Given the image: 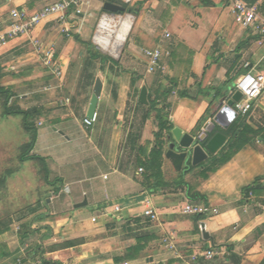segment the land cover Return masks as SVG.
I'll use <instances>...</instances> for the list:
<instances>
[{
  "label": "crops",
  "instance_id": "1",
  "mask_svg": "<svg viewBox=\"0 0 264 264\" xmlns=\"http://www.w3.org/2000/svg\"><path fill=\"white\" fill-rule=\"evenodd\" d=\"M115 1L123 7V4L127 5L124 13L105 12L106 0H82L81 14L70 17V37L62 33L55 18H50L30 37H18L0 48V85L3 88L12 91L27 80L24 71L47 67L39 49L30 40L37 38L46 49H53V61L63 72L62 85L70 89L75 85L80 89L73 97L65 98L67 108L52 117L51 124L48 120L45 122L51 131H38L34 151H38L43 143L44 153L38 156L49 165L50 180H62L58 183L60 191H52L45 201L44 211L36 213H46V219L34 223L31 219L20 235L12 230L10 223V230L0 235V247L6 246L11 254L19 253L18 261L24 260L25 264H43V261L58 264H264V93L251 113L244 117V124L260 131L258 137L207 179L202 178L200 165L185 175V182L194 192L204 197L206 204L220 210V214L212 218L182 213L190 203L187 187L150 191L146 170L139 166L138 160L147 158L157 146L154 136L158 131L157 113L152 112L150 119L138 130L134 122L136 103L128 101L131 73H134L140 78L137 84L139 104L141 90L146 87L152 102L162 111L161 115L174 126L173 130L179 129L182 135H200L213 123L224 99L228 101L224 93L227 96L233 93L234 87L228 85L237 80L245 70V64H264V36L258 38L255 29L242 28L243 32L237 29L239 26L231 16L226 0H213L216 6L211 9L199 6L198 16L184 17L180 10L172 11L170 22L160 35L159 32L153 35L147 32L148 24L161 21L157 11L160 0H154L157 5L151 7L150 17L138 16L129 10L133 1L145 4L148 0ZM53 2L0 0V31L9 27L14 9L34 13ZM222 13L226 15L222 16ZM96 21L97 31L93 32ZM166 33L169 38L164 37ZM217 39H237L233 58L223 52L214 57L212 47ZM167 41L171 42L170 46L165 45ZM89 42L96 51L117 63L88 68V56L79 49L87 50L86 43ZM160 47L163 58L158 70L151 73L145 53ZM166 52L170 56H166ZM77 72L79 76L75 80L73 77ZM98 72L102 77L96 75ZM98 78L103 89L96 121L86 125ZM212 87L222 89L223 93L216 97L210 108L216 93L206 97L199 94V90ZM18 102L17 109L29 110ZM219 129L226 130L217 124L214 133H222ZM49 140L62 151L52 149ZM164 140L162 172L164 181L171 184L180 180L184 168L178 170L173 161L166 158L174 135L165 132ZM80 144L82 147L76 149L78 155L65 152L69 146L76 148ZM210 159L211 156L203 163ZM140 169L143 170L141 173ZM258 179L262 181L260 189L250 193L245 200L244 189ZM146 198L153 201L158 214L155 222L145 216ZM85 199L88 205L92 202L95 212L89 215L80 209L73 212L75 205ZM242 201L245 203L239 205ZM116 206L122 208L120 213L114 212ZM93 218L97 221L93 222ZM199 223L206 225L208 239L198 230ZM170 236L176 244V252L166 248L163 242ZM33 237L39 240L30 244L28 241ZM67 241L80 242L70 249H48ZM138 245L143 248L136 253L134 249ZM227 247L231 251L226 252ZM209 249H217L219 255L206 261L203 255ZM0 264H17V260L0 256Z\"/></svg>",
  "mask_w": 264,
  "mask_h": 264
},
{
  "label": "rangeland",
  "instance_id": "2",
  "mask_svg": "<svg viewBox=\"0 0 264 264\" xmlns=\"http://www.w3.org/2000/svg\"><path fill=\"white\" fill-rule=\"evenodd\" d=\"M157 11L161 16V21L155 22L153 18H150L155 24H148V33L153 35L155 32L163 34L166 29L167 22H170L172 11H181L184 17L198 16L197 8H199L198 0H160ZM129 8L132 11H136L141 16L144 14L145 17H150L151 7L157 5L154 0H148L145 4L132 2ZM138 15V16H139ZM225 16L226 13H222ZM196 26V25H195ZM97 21L93 24V32L97 31ZM240 27V26H239ZM239 29L241 32L244 30ZM219 37V36H218ZM214 43V42H213ZM166 46H170L171 42L167 41ZM237 39L234 40H221L217 39L212 49L214 50V57L217 58L221 55V52L226 53L229 58L235 56V50L237 48ZM225 46V47H224ZM261 48L262 45H259ZM88 50V49H87ZM85 49H79L88 56V51ZM121 47L119 48V51ZM86 51V52H85ZM84 57L80 60L84 62ZM146 63V62H144ZM99 68V67H98ZM101 72L96 75L102 77ZM24 77L27 79L18 87L13 88L12 92L15 95L12 101L21 103L25 109H32L38 107L42 109V117L33 119L34 125L38 131L50 132L51 127L45 124L47 120L50 122L52 117L56 116L67 107L65 105V98L74 96L75 93L80 90L73 88L64 87L62 81L57 77L53 76L51 69L47 66H39L30 71L23 72ZM79 73L74 75V79L77 80ZM104 76V75H103ZM105 78V77H104ZM205 81L203 80V84ZM232 88L235 86V81H231L228 85ZM228 87V88H229ZM22 97V99H21ZM16 106H9V109H17ZM43 127L41 126V124ZM51 124V122H50ZM29 142V136L26 134L23 127L22 117H16L4 114L3 99L0 96V223H12V230L18 235L25 232L29 221L33 219L39 211H44L45 201L50 198V193L54 190L52 187L47 185L44 181V177L41 172L40 164L38 162L30 161L27 163H21L19 160L22 154V147ZM49 146L56 151L61 152L54 141L49 140ZM42 144H40L39 150H33L32 155H41L44 153L42 150ZM75 145V144H74ZM69 146L65 152L71 155H78L76 152L80 146ZM64 152V151H63ZM67 195V194H66ZM68 196V195H67ZM78 210V209H77ZM72 209L73 212L77 211ZM87 215L92 214L94 211V205L92 202L84 208ZM40 225V224H39ZM50 234L49 230H47ZM38 237L31 238L28 241L30 244H34L38 241ZM27 242V243H28ZM49 250L52 248H48ZM223 259L227 260V256Z\"/></svg>",
  "mask_w": 264,
  "mask_h": 264
},
{
  "label": "trees",
  "instance_id": "3",
  "mask_svg": "<svg viewBox=\"0 0 264 264\" xmlns=\"http://www.w3.org/2000/svg\"><path fill=\"white\" fill-rule=\"evenodd\" d=\"M245 1L249 5H257L259 13L261 14L262 17H264V0H245ZM226 2L228 3V0H226ZM198 3L200 6L210 9L216 6L213 0H198ZM123 5L127 8L126 4ZM129 10L135 15L139 14L136 11L135 12L132 11V9L130 8ZM257 37L261 38L262 36L259 35ZM86 45L88 48V57H87L86 65H88V68L91 66H95L96 64H100V66H104L108 62L113 64L117 63L112 58L102 55L101 53L96 51V47L91 42L86 43ZM260 68H264V64L260 66ZM247 71L248 70L245 69L242 73H246ZM90 78H95V75H90ZM0 79H1V74H0ZM139 80L140 78L137 77L136 74L131 73L128 101L130 102L133 101L136 103V113L134 114L135 115L134 122L137 129L138 130L142 129V127L147 122V120L150 119L151 116L150 114H152V112L155 111L157 113L155 115L158 124V131L154 134L157 146L151 152V154L147 156V158L143 160L142 159L138 160L139 166L145 168L146 170L145 178L148 183V187L150 191L156 192L158 190H163V189L187 187L189 189L187 192L188 194L187 197H189L190 200L189 204H200L202 202L206 203V199L202 197L200 194L194 192V190L184 180L185 175L193 170V166L191 165L190 162L184 166L180 180L171 184H168L164 181V176L162 172V162L166 148L164 133L167 132L169 135L170 134L172 135L174 126L164 119L163 115H161L162 111L158 110L156 107L157 104L152 102L150 94L148 95V101H149L148 106L141 105L137 102L138 94H139V89L137 87V84ZM213 93H216V95L215 98H213L214 102L212 101L210 103V108L216 102V97L223 93V90L220 88H213V87L211 89L199 90V94H203L206 97L212 96ZM233 93L229 96H227V93H224V95L229 100L232 98ZM0 96L3 99L5 116L11 115L16 117H22L24 130L26 134L29 136V142L22 147V154L19 160L21 161V163H27L30 161L38 162L40 164L41 172L44 177L45 183L50 187H54L53 191L55 193H58L60 191V186L58 187V183H62V180L58 179L56 181H51L49 165L47 164L46 160L40 156L31 154V152L35 149L38 140V129L34 125L33 119L37 117H42L43 115L42 109L37 107L29 110L9 109V106H16L17 104L16 101H12L15 95L12 91L3 88L1 85H0ZM219 130L228 138V142L222 148L221 152L217 156L211 155V159L207 163H203L199 166L202 169L201 176L204 179H207L209 177V174L216 173L218 170H220V168H222L225 164L231 161V159L236 153L241 151L247 145H250L252 139L258 137L260 133V131H256L250 126L244 124V117L242 116L237 117L228 129L226 130L219 129ZM132 137H135V134H132ZM260 182L262 181L258 179L255 181V183L252 186H249L248 188L244 189L243 196L245 200L249 197L250 193L257 192V190L260 189L261 187ZM244 203L245 201H242L241 203H239V205ZM46 217H47L46 213L37 214L33 217L32 223L42 222L43 220L46 219ZM9 225L10 223H2V224L0 223V235L10 230ZM79 242L80 241H67L66 243L52 246L51 250L59 251V250L70 249L75 247ZM142 248L143 247L141 245H138L134 249V252L138 253L141 251ZM227 251H231L229 247H227L226 252ZM0 256L11 258L15 261L17 260V264H25L24 260L18 261V259L20 258L19 253L11 254L6 246L0 247ZM43 264H58V263H50L48 261H43Z\"/></svg>",
  "mask_w": 264,
  "mask_h": 264
},
{
  "label": "built area",
  "instance_id": "4",
  "mask_svg": "<svg viewBox=\"0 0 264 264\" xmlns=\"http://www.w3.org/2000/svg\"><path fill=\"white\" fill-rule=\"evenodd\" d=\"M82 0H54L49 5H44L40 10L29 13L25 9H14L11 12V23L9 27L3 32L0 31V48L5 47L11 40H14L22 36H31L35 29L43 22L50 18H55L62 29V33L67 37H70V17L71 14L75 17L81 14L80 6ZM228 8L235 23L244 29H255L257 33L264 36V18L261 16L257 5H249L245 0H228ZM165 38H169L170 35L166 33ZM32 44L39 49L42 59L45 60L46 65L51 69L53 76L62 81L63 72L61 66L54 62V51L52 48H45V45L37 38L30 39ZM163 49L156 48L154 50H147L146 57L148 58L147 65L148 70L151 73H155L163 58ZM166 56H170L169 52L165 53ZM245 69L248 71L241 74L235 81L234 93L239 91L242 94V98L239 102H235L233 109L237 117H246L253 110L254 104L260 99L264 93V68H260L259 64L252 65L251 63L245 64ZM233 93V94H234ZM68 101H65V104ZM96 114L93 120H86V125H91L96 121ZM42 125V124H41ZM143 170L140 169V173ZM145 216L149 217L152 222L158 220V214L154 210L153 201L150 198L145 200ZM122 208L116 206L114 208L115 213H120ZM183 214L192 215L202 218H212L220 214V210L215 206H211L206 203L200 204H187L183 210ZM93 222L97 219L93 218ZM199 231L203 234L207 230L204 223H199ZM166 248L177 251L176 244L172 236L163 239ZM219 255L217 249L207 250L203 258L206 261H211Z\"/></svg>",
  "mask_w": 264,
  "mask_h": 264
},
{
  "label": "water",
  "instance_id": "5",
  "mask_svg": "<svg viewBox=\"0 0 264 264\" xmlns=\"http://www.w3.org/2000/svg\"><path fill=\"white\" fill-rule=\"evenodd\" d=\"M103 10L109 13H124L125 7L115 0H106L103 6ZM103 84L98 78L94 87V94L92 96L90 106L87 113V119L93 120L97 113V106L99 97L102 94ZM232 89V88H231ZM242 98V94L237 91L234 93L231 99L222 102L221 109L217 112L213 123H210L206 129L197 136L182 135L179 129L172 131L174 135V141L169 144V150L166 153V158L171 159L178 170H182L189 162L193 167L201 165L205 162L209 156L217 154L221 148L226 144L227 137L222 133H214L216 125H220L224 129H228L233 121L237 118L234 113V103L239 102ZM139 102L143 105H148V90L143 87L139 95ZM57 131L56 128H54ZM61 135L63 132L59 131ZM88 205V200L85 199L82 203L75 205V209H81ZM205 239H208V235L203 233Z\"/></svg>",
  "mask_w": 264,
  "mask_h": 264
},
{
  "label": "bare ground",
  "instance_id": "6",
  "mask_svg": "<svg viewBox=\"0 0 264 264\" xmlns=\"http://www.w3.org/2000/svg\"><path fill=\"white\" fill-rule=\"evenodd\" d=\"M126 21H127V20H126ZM125 25H127V24H125ZM106 26H107V25H106ZM123 26H124V25H123ZM123 26H122V27H123ZM127 26H128V25H127ZM127 26H126V28H128ZM102 27H103V26H102ZM102 27H101V28H102ZM108 27H109V26H108ZM122 27H120V28L122 29ZM103 28H104V27H103ZM106 28H107V27H106ZM123 28H125V27H123ZM102 30H103V29H102ZM109 30H110V29H109ZM126 30H127V29H126ZM126 30H125V31H126ZM123 31H124V30H123ZM120 34H121V33H120ZM121 35H122V34H121ZM121 38H122V37H121Z\"/></svg>",
  "mask_w": 264,
  "mask_h": 264
},
{
  "label": "flooded vegetation",
  "instance_id": "7",
  "mask_svg": "<svg viewBox=\"0 0 264 264\" xmlns=\"http://www.w3.org/2000/svg\"><path fill=\"white\" fill-rule=\"evenodd\" d=\"M119 3V2H118ZM121 4V3H120ZM122 5V4H121Z\"/></svg>",
  "mask_w": 264,
  "mask_h": 264
}]
</instances>
